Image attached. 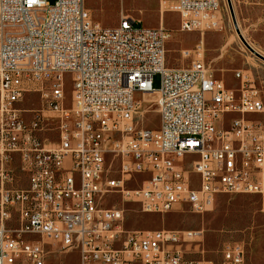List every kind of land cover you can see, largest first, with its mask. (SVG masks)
Wrapping results in <instances>:
<instances>
[{
    "label": "built area",
    "instance_id": "obj_1",
    "mask_svg": "<svg viewBox=\"0 0 264 264\" xmlns=\"http://www.w3.org/2000/svg\"><path fill=\"white\" fill-rule=\"evenodd\" d=\"M177 3L181 31L221 28V0ZM139 23L122 13L105 27L86 0H0V264H49L44 241L80 264H249L243 243L196 259L184 245L202 230H129L125 209L105 205L117 193L143 212L203 214L227 193L258 196L264 211V128L246 120L264 99L250 74L226 86L200 45L170 68L169 31ZM30 93L40 109L21 106ZM139 94L157 95L156 129L139 125ZM137 175L149 177L132 189Z\"/></svg>",
    "mask_w": 264,
    "mask_h": 264
},
{
    "label": "rangeland",
    "instance_id": "obj_2",
    "mask_svg": "<svg viewBox=\"0 0 264 264\" xmlns=\"http://www.w3.org/2000/svg\"><path fill=\"white\" fill-rule=\"evenodd\" d=\"M48 1L53 4L56 0ZM232 4L247 40L264 56V0H232ZM86 7L93 18L105 27H116L122 13L141 21L138 26L159 27L163 23L171 35L166 45L168 67L187 66L191 59L184 57L182 50L200 45L205 61L211 66L216 78L224 80L226 86L238 89L241 82L235 72L247 71L264 99V61L253 54L237 34L227 0H221V28L204 33L180 30L177 0H86ZM65 78L67 97L70 99L71 74H66ZM160 82L161 75L157 74L154 77V88H158ZM138 98L143 101L139 125L156 129L159 125L157 95L139 94ZM21 106L30 110L40 109L42 105L39 95H26ZM27 115L30 117L31 113ZM231 117L233 115H227L226 126ZM246 120L264 128V113L246 115ZM47 136L54 142L58 141L56 131L47 133ZM148 177L137 175L131 179L129 187H141ZM105 199L107 207L125 209V228L129 230H202V242L184 245L185 251L193 258L217 261L226 246L240 242L245 246L249 264H264V211L258 196L222 193L203 214L194 213L186 205L166 213L143 212L139 203L124 200L117 193L107 195Z\"/></svg>",
    "mask_w": 264,
    "mask_h": 264
},
{
    "label": "crops",
    "instance_id": "obj_3",
    "mask_svg": "<svg viewBox=\"0 0 264 264\" xmlns=\"http://www.w3.org/2000/svg\"><path fill=\"white\" fill-rule=\"evenodd\" d=\"M44 242L46 249L50 252L48 257L49 264H80V255L78 251L64 252L59 249L57 244L50 241ZM70 259H72V261H70Z\"/></svg>",
    "mask_w": 264,
    "mask_h": 264
},
{
    "label": "water",
    "instance_id": "obj_4",
    "mask_svg": "<svg viewBox=\"0 0 264 264\" xmlns=\"http://www.w3.org/2000/svg\"><path fill=\"white\" fill-rule=\"evenodd\" d=\"M228 1V4H229V8H230V11H231V14H232V17H233V21H234V24H235V27H236V30L238 33H240V30L238 28V24H237V19H236V15H235V12H234V7H233V4H232V0H227ZM240 38L242 39V41L244 42V44L250 49V51L255 54L257 57H259L260 59H262L264 61V56L262 54H260L259 52H257L256 50H254L249 44L248 42L245 40V38L240 35Z\"/></svg>",
    "mask_w": 264,
    "mask_h": 264
},
{
    "label": "bare ground",
    "instance_id": "obj_5",
    "mask_svg": "<svg viewBox=\"0 0 264 264\" xmlns=\"http://www.w3.org/2000/svg\"><path fill=\"white\" fill-rule=\"evenodd\" d=\"M235 12V11H234ZM222 14H221V11H220V16H221ZM237 24H238V28H239V30H240V33H238L237 32V34L240 36V35H242L244 38H245V40L248 42V44L254 49V50H256L257 52H258V49L251 43V42H249L248 40H247V38H246V35L244 34V31L242 30V27L240 26V23H239V21H237ZM146 100L148 99V97H146L145 98ZM144 99V100H145Z\"/></svg>",
    "mask_w": 264,
    "mask_h": 264
}]
</instances>
